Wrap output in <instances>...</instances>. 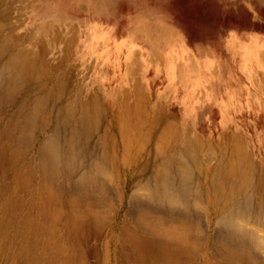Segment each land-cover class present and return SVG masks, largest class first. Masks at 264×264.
I'll return each mask as SVG.
<instances>
[{"label":"rangeland","instance_id":"374dc122","mask_svg":"<svg viewBox=\"0 0 264 264\" xmlns=\"http://www.w3.org/2000/svg\"><path fill=\"white\" fill-rule=\"evenodd\" d=\"M251 1L0 0V264H264Z\"/></svg>","mask_w":264,"mask_h":264},{"label":"bare ground","instance_id":"6f19581e","mask_svg":"<svg viewBox=\"0 0 264 264\" xmlns=\"http://www.w3.org/2000/svg\"><path fill=\"white\" fill-rule=\"evenodd\" d=\"M141 16H139L137 20L141 21L142 19H146L145 17L147 15L145 13H142ZM150 20H152V19H150ZM206 36H207V34H206ZM123 42L125 44V38H123L121 40H118V41L116 40L114 42V44L111 45L109 48L101 50V54H102V57L104 58V61L107 64H109V65H111L113 67V70L115 71L116 79L122 77V72H121V65L122 64H121V60L118 57V52L120 51V49L124 48L125 45H123ZM129 45H131V42H130ZM184 100H185V97L183 98V101ZM232 148L233 149H231L232 152L230 151L231 155H230L229 159L232 160L233 165H237V163H240L238 161V151H235L234 147H232ZM229 166H231V164H229ZM246 167H248V166H246ZM90 184L92 185L94 183H92V181H90ZM166 250L165 251H160V252L157 253V255H156L157 256L156 257L157 263L158 264H177L176 262H178V259L175 257V255L173 253H170V252L166 251ZM231 255H233V254H231Z\"/></svg>","mask_w":264,"mask_h":264},{"label":"crops","instance_id":"0c3cea01","mask_svg":"<svg viewBox=\"0 0 264 264\" xmlns=\"http://www.w3.org/2000/svg\"><path fill=\"white\" fill-rule=\"evenodd\" d=\"M251 4L249 5L250 7H249V9H250V11L252 12L251 14H252V16H253V20H254V22L256 21V24H258L259 23V21L262 23V22H264L263 20H259V15H260V11H259V9H260V4H262L261 3V1L260 0H258L257 2H253V1H251L250 2ZM259 20V21H258ZM258 21V22H257ZM238 36H243L244 38H246L248 35H250L251 33H258V34H261V35H264V32H262V31H259V30H256V29H253L252 28V26H251V28H248V29H246L245 30V35H240L239 33H237V32H235Z\"/></svg>","mask_w":264,"mask_h":264},{"label":"clouds","instance_id":"9594fccd","mask_svg":"<svg viewBox=\"0 0 264 264\" xmlns=\"http://www.w3.org/2000/svg\"><path fill=\"white\" fill-rule=\"evenodd\" d=\"M121 2L129 3L130 0H113V3H114L117 7H119V3H121Z\"/></svg>","mask_w":264,"mask_h":264}]
</instances>
